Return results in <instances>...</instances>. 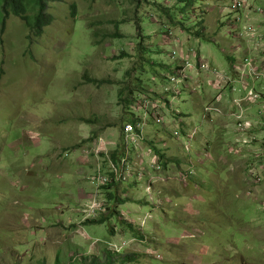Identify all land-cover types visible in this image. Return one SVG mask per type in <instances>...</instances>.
<instances>
[{
    "label": "rangeland",
    "instance_id": "1",
    "mask_svg": "<svg viewBox=\"0 0 264 264\" xmlns=\"http://www.w3.org/2000/svg\"><path fill=\"white\" fill-rule=\"evenodd\" d=\"M202 1L194 4L196 8L202 7ZM161 7H165L164 0H148L140 5L130 0H55L47 4L51 22L37 37L27 32L22 19L13 15L5 19L0 34V264H81L84 255L102 256L104 250L108 251L104 242L111 241L107 239L111 234L115 237L112 241L117 240L119 233L115 234L113 225L119 231H131L114 211L125 200L137 195L143 197V189L126 184L128 187L116 185L101 190L102 197L109 201L108 212L102 216H115L107 223L88 226L85 222L91 219L84 222L83 203L76 200V195L83 187L95 189L91 180L94 171L69 180L57 170L60 173H51L46 187L33 197L32 189L44 182L32 180L30 176L35 178L36 175L29 176L22 169L29 167V173L38 171L39 174L51 151L54 164L69 159L70 167L76 168L77 158L80 164L95 158H85L83 150L96 137L121 133L129 118L126 106L121 103L122 97L139 94L162 97L158 76L166 67H160V62H169L161 48L160 26L149 15L166 22L168 30L187 43L186 46L203 53L208 48L207 55L214 64L226 62L220 48L228 47V40L222 38L218 45L211 43L210 47L200 48L199 37L190 32L197 24L180 14L183 10L172 8L167 13ZM211 15L217 20L216 15ZM209 16L203 24L205 33L201 34L205 44L209 36L220 34L213 28L215 19ZM207 19L208 24L212 21L209 24L212 30ZM114 34L120 37H109ZM96 41L100 44L95 45ZM84 76L105 83H91ZM158 89V94L152 91ZM210 94L208 88L200 95L184 93L180 100L174 101L175 108L199 121L206 104L203 97ZM209 126H216L211 143L203 141L208 127L205 125L196 145L200 151H210L213 161L198 171L199 187L193 188L196 192L188 194L171 187L184 192L173 196L182 195L180 199L185 198L186 203L187 199L197 196L198 216H191L190 208L184 210L188 205L182 202L184 200H177L181 206L178 209L160 210L156 218L153 216L147 235L148 246L160 250L164 260L157 262L140 254L139 260L132 264H208L212 260L215 264H264V170L250 158L252 151L240 158L226 153L225 144L233 139L226 120H216ZM210 131L207 130L206 135ZM157 133L155 129L150 132L154 139ZM32 135L37 139H32ZM77 150L81 156L76 154ZM27 151L29 156H23ZM168 156L173 161L182 154L174 149ZM30 157H34L36 163L24 167L22 164ZM95 160L97 166V158ZM18 165H22L19 170ZM250 167L260 170L263 182L258 187L250 185L245 175ZM228 189L233 190L232 193H228ZM93 193L95 190L81 195L87 200ZM24 209L30 213L28 221L24 219ZM126 209L127 206L121 204L120 210ZM131 209L139 214L149 211L146 205ZM202 218H206L208 224L224 225L220 233L221 247L222 240L226 241L222 253L211 246L207 250L202 243L204 238L177 240L184 229H200L194 222ZM171 222L185 224L175 238L160 232ZM93 227L98 233L92 232ZM208 228L205 229L207 234L212 231V227ZM83 235L100 242L91 245Z\"/></svg>",
    "mask_w": 264,
    "mask_h": 264
},
{
    "label": "built area",
    "instance_id": "2",
    "mask_svg": "<svg viewBox=\"0 0 264 264\" xmlns=\"http://www.w3.org/2000/svg\"><path fill=\"white\" fill-rule=\"evenodd\" d=\"M180 1L164 0L163 8L185 7ZM212 3L213 7L210 6ZM262 4L264 0H204L202 7L196 8L194 5L184 14L190 22L197 24L192 28L202 34L205 33L203 24L206 17L211 14L217 16L216 26L220 34H212L208 42L218 45L219 40L225 38L229 43L228 47L220 48L226 62L223 61L219 66L212 65L207 51L203 53L200 49L186 46L187 43L168 30L166 22L156 15H149L160 26L161 48L169 62H160V67H166L165 70L161 69L158 76L162 97L156 99L148 94L130 96L123 103L129 118L123 124L121 133L114 136L100 135L83 150L85 158L92 156L98 162L91 178L95 193L81 205L84 222L98 220L108 212L109 201L102 197L101 192L104 188L127 184L145 192L141 207L146 205L149 211L143 214L131 209L127 202L121 203L127 206L125 211H121L119 204V219L132 226L134 231L120 232L113 225L115 234L119 233L117 240L104 242L109 252L122 254L128 250L157 262L164 260L160 250L146 245L142 251L139 246L143 247L148 241L147 232L154 222L155 213L162 209L181 207L168 189L178 187L190 194V191L199 187L195 182L198 171L213 161L210 151H200L196 145L205 125L226 120V128L233 138L225 144L226 153L240 158L252 151L250 158L264 170ZM165 33L167 35H163ZM205 88L210 90L212 98L204 105L201 120L197 121L175 108L174 101L180 100L184 93L189 96L200 95ZM154 129L158 132L157 140L150 134ZM31 138L37 139V136L32 135ZM174 149H179L182 156L172 161L168 153ZM245 175L250 185L258 187L263 182L260 170L256 167L247 168ZM197 202L195 196L187 199V209L185 205L184 210L189 211L190 208L193 217L198 216L194 209ZM23 213L24 219L28 221L30 213L25 209ZM204 236L205 233L198 228L184 229L177 240L198 241ZM83 237L91 241V245L100 242L88 235Z\"/></svg>",
    "mask_w": 264,
    "mask_h": 264
},
{
    "label": "crops",
    "instance_id": "3",
    "mask_svg": "<svg viewBox=\"0 0 264 264\" xmlns=\"http://www.w3.org/2000/svg\"><path fill=\"white\" fill-rule=\"evenodd\" d=\"M209 17H213L214 19H215V22H214V24H213V28L215 29V30H217V26H216V17H214V16H212V15H210ZM209 17H208V19H209ZM208 19H207V24H208ZM206 22V21H205ZM209 24L211 25L212 24V21H209ZM209 24H208V26H209ZM209 29L210 30H212V27H210L209 26ZM205 42L206 41H203V39H202V36L200 37V39H199V41H198V43H199V47L200 48H202V47H204V46H206L207 45V47L209 46L210 47V44H209V42H207V44H205ZM206 51L208 52L209 51V49L207 48L206 49ZM210 52H211V50H210ZM214 60H215V58H214ZM212 65H214V66H219V65H216V64H214V62H213V60H212ZM222 64V63H221ZM220 64V65H221ZM158 74V73H157ZM152 91H154L156 94H158V91H159V89L158 90H152ZM212 97L211 96H208V97H206V98H204L203 97V103H207L210 99H211ZM216 126H209L208 125V127L206 128V132H207V130H211L209 133H207V135H206V132H205V134H203V141H205L207 144H210L211 143V138H212V136L216 133ZM212 130H214V131H212ZM107 133V132H106ZM222 133H223V131H222ZM104 135V134H103ZM109 135H112V133L110 132V133H107V136H109ZM114 135H116V134H114ZM26 151V150H25ZM51 151V150H50ZM80 150H77V151H75L76 152V154H77V152H78V154H79V156H81L80 155V152H79ZM29 152L27 151V152H25L24 154H23V156H29V154H28ZM48 154L50 155V156H48L47 158H45L46 160H45V162H43V164H44V166H41V168H42V170L43 171H40V173L38 174V171L36 172L35 171V173L34 172H31V173H29V171H30V169H29V167H26V168H24V169H22L24 172H27L28 174L27 175H33V176H35L36 175V177L35 178H33L32 176H30L31 177V179L32 180H38V179H41V180H43V182L44 183H42V184H44V185H40V186H38V187H36V188H33L32 189V195L31 196H35V194H37V193H39V192H41L45 187H46V184H47V181H48V179H50L49 177H51L52 175H51V173H60V172H57V170L58 171H61V172H63V174H64V176H68V179L70 180V179H74L75 177H77L78 175H80V174H84V173H87V172H93L94 171V169H95V167H96V160H95V158H90V160H86V161H83L81 164H80V161H79V159L80 158H77V160H76V168H73L74 166H72V167H70V165H69V159H67V160H63L60 164H58V165H56V164H54V159H53V154H52V151L51 152H48ZM36 157H37V155H36ZM34 159V160H33ZM28 160V159H27ZM36 159L34 158V157H30L29 158V160L28 161H26V162H24L22 165H24V167L29 163V164H31V165H34L35 163H36ZM179 163V162H178ZM28 164V166H30ZM22 165H18L17 167H16V169H18L19 170V168H21L22 167ZM60 167H62V168H64V170L63 169H61ZM72 169H74L73 171H72ZM24 172H22L23 174H24ZM200 173H198V175H199ZM208 175H209V173H208ZM199 177L197 176L196 177V179H195V182L197 183L198 182V179ZM229 179H231V176H229ZM69 182V181H68ZM33 186H34V184H33ZM124 186H127V185H124ZM123 187V186H122ZM128 187V186H127ZM94 188V187H93ZM178 188V187H177ZM108 188H106V190H107ZM124 189H125V187H124ZM172 189H175V188H172ZM172 189L170 188V189H168V192L170 193V195H175L174 193H176V194H182L183 195V193L184 192H182V193H179L176 189H175V191H172ZM95 190V189H94ZM93 189L91 190V189H89V188H87V187H83V188H81V189H78V191H77V195H76V200L77 201H82V203L84 204L85 203V201H86V197H84V198H82V195H81V193L82 192H84L85 194V196H86V193L87 192H93L94 191ZM178 190H180L179 188H178ZM232 191L233 190H231V189H228V193H232ZM129 192V191H128ZM192 191H190L189 193H191ZM114 193V192H113ZM220 193H223V192H220ZM181 195V196H182ZM135 196V195H134ZM181 196H174V198L175 199H177L178 201H180V200H184V201H182V202H185V204H187L186 203V200H185V198H181L180 199V197ZM123 197H124V195H123ZM137 198H130V200H125L124 201V203L125 202H127V203H129L130 204V206L131 207H133V208H136V209H141L142 207H141V196H139V195H137L136 196ZM110 198H112L111 197V195H110ZM109 200H111L112 201V199H109ZM197 204V205H196ZM196 204H194V209L196 210V206H199V202H197ZM82 205V204H81ZM159 213V212H158ZM61 216V217H60ZM64 216V215H63ZM154 218H156V213L154 214ZM59 218H60V221H63L64 219H62V214H59ZM113 220V219H112ZM112 220H110V221H112ZM168 221V220H167ZM159 223H160V221H158ZM208 222V220H206V218L204 219V218H202L201 220L200 219H197V223H195L194 222V224H196V226H198V227H200V229H203L202 231H204L205 232V237H204V239H203V242L202 243H204L207 247H206V249L207 250H209L208 249V246H211L212 248H214V250L215 249H217L218 250V252H220V253H222L223 252V249H225V243H226V241H224V240H222L223 241V248L221 247V238H220V233H221V230L224 228V225L222 226L220 223H214L213 222V224H211V223H207ZM85 224L86 225H88V226H90V225H96V224H88L87 222H85ZM85 224H83V225H85ZM85 225V226H86ZM152 225H153V223H152ZM151 225V226H152ZM185 224L184 223H180V224H178V223H173V222H171L169 225L167 224L165 227H164V229L163 230H161L160 232H161V235H163V236H167V235H169L170 237H173V238H175V236H177L178 234H179V232L181 231V229H182V227L184 226ZM157 226H158V223H156V225H154L153 227V230H157ZM195 226V227H196ZM208 227H212V231H209V234H207L206 233V231L209 229ZM205 229H207L206 231H205ZM92 232L93 233H98V231H96V230H98L96 227H93L92 229ZM183 230V229H182ZM111 235H113V234H111ZM110 235V237L109 238H107L108 240H113V238H115L114 237V235L113 236H111ZM210 235V238H207L208 236ZM151 236V235H150ZM107 241V240H106ZM168 241V240H167ZM209 243V244H207V243ZM146 245H148V241H147V243L142 247V246H139V248H141V250L142 251H144L145 250V248H146ZM191 245V244H190ZM204 245V246H205ZM129 252H133V251H129ZM134 253V252H133ZM137 254H141V253H137ZM214 258H215V256H213ZM202 259V258H201ZM203 260V259H202ZM215 262V260H212L210 263H208V264H215L214 263Z\"/></svg>",
    "mask_w": 264,
    "mask_h": 264
},
{
    "label": "trees",
    "instance_id": "4",
    "mask_svg": "<svg viewBox=\"0 0 264 264\" xmlns=\"http://www.w3.org/2000/svg\"><path fill=\"white\" fill-rule=\"evenodd\" d=\"M55 1V0H0V34L3 32L5 19L8 15H13L18 17L24 21V24L27 28V32L37 37L42 32V29L47 26L51 22V16L46 12L48 2ZM132 3H137L140 5V2L148 1V0H130ZM195 0H181L180 3L183 4L185 7L177 8L178 11H182L180 14H185L187 12L188 7H193ZM161 7L160 9H162ZM173 8V9H174ZM165 9V8H164ZM163 10V9H162ZM171 9H166L165 11L168 13ZM181 23V22H180ZM137 31L141 30V26L139 22L136 25ZM190 30V29H189ZM191 33H195V36L201 37V32L196 31L195 29L190 30ZM97 36V34H95ZM95 36V37H96ZM111 38H119L118 34H114L109 36ZM198 38V39H199ZM95 45H99L100 41H96ZM85 80L91 83H105L104 81H97L91 79L88 76H84ZM129 98V97H128ZM127 96L121 98V103L127 102ZM113 187L112 185L107 187ZM112 197V195H111ZM123 203V202H121ZM120 203V204H121ZM118 208V206H117ZM117 213V210L114 211V214ZM115 216V215H113ZM112 215L110 216H102L98 220H90L88 224H104L109 222ZM125 225V223H123ZM127 227V226H126ZM128 228L132 229V226L128 225ZM124 230V229H122ZM140 254L125 251L122 254H114L108 251H103L102 256L100 255H84L81 259V264H132L139 260Z\"/></svg>",
    "mask_w": 264,
    "mask_h": 264
},
{
    "label": "clouds",
    "instance_id": "5",
    "mask_svg": "<svg viewBox=\"0 0 264 264\" xmlns=\"http://www.w3.org/2000/svg\"><path fill=\"white\" fill-rule=\"evenodd\" d=\"M200 39V38H199Z\"/></svg>",
    "mask_w": 264,
    "mask_h": 264
}]
</instances>
